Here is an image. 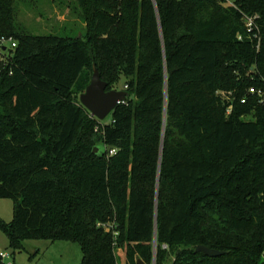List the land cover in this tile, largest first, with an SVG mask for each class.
<instances>
[{"label": "trees", "instance_id": "obj_1", "mask_svg": "<svg viewBox=\"0 0 264 264\" xmlns=\"http://www.w3.org/2000/svg\"><path fill=\"white\" fill-rule=\"evenodd\" d=\"M8 1L0 35L17 44L0 71V199L15 209L0 230L10 249L48 240L78 244L82 264H121V249L124 264H264V0L239 11L72 0L84 4L77 38L19 35ZM243 15L259 17V52ZM94 64L108 91L128 87L104 122L80 101Z\"/></svg>", "mask_w": 264, "mask_h": 264}, {"label": "rangeland", "instance_id": "obj_2", "mask_svg": "<svg viewBox=\"0 0 264 264\" xmlns=\"http://www.w3.org/2000/svg\"><path fill=\"white\" fill-rule=\"evenodd\" d=\"M6 7L11 12L5 19L13 21L19 35L44 37L58 35L77 38L87 34L84 20V4L72 0H10ZM0 35V71L10 60V38ZM2 37V38H1ZM4 42V43H3ZM17 44L16 40H13ZM15 204L9 199H0V217L10 225L14 218ZM22 251L9 247L7 235L0 230V253L9 255L3 264H82L83 253L78 244L48 240H26ZM121 264L125 263V251L116 252Z\"/></svg>", "mask_w": 264, "mask_h": 264}, {"label": "water", "instance_id": "obj_3", "mask_svg": "<svg viewBox=\"0 0 264 264\" xmlns=\"http://www.w3.org/2000/svg\"><path fill=\"white\" fill-rule=\"evenodd\" d=\"M128 97L129 94L125 90L108 91V84L102 80L101 74L94 64L92 80L85 93L80 96V101L93 118L104 122L115 112L120 104L127 100ZM99 151V147L94 149V153H99ZM196 253H202L212 259L225 255V252L213 250L205 246L197 247ZM138 264L145 263L139 260Z\"/></svg>", "mask_w": 264, "mask_h": 264}, {"label": "built area", "instance_id": "obj_4", "mask_svg": "<svg viewBox=\"0 0 264 264\" xmlns=\"http://www.w3.org/2000/svg\"><path fill=\"white\" fill-rule=\"evenodd\" d=\"M225 7L229 8V9H233V10H240L239 7V1L240 0H219ZM258 19L259 17L256 16H247V15H243V22H244V26L246 31L249 34V39L251 41H256V49L259 52L260 50V46H261V41H262V33H261V28L258 24ZM238 39L240 41L243 40L242 36H239ZM9 42H11L12 47H15L16 45L13 43L12 39L8 40ZM4 43V42H3ZM128 87L125 86L124 90H126ZM249 93L251 95H259L262 96V92L261 91H257L255 90V88H251ZM125 102H123L122 104H124ZM242 103H246V100H242ZM231 111V108L229 109V112ZM116 153V150H111L110 151V155H114ZM0 258L2 259V261L7 260L9 258V255H6L4 253H0ZM263 263H264V257H263ZM155 264V263H154Z\"/></svg>", "mask_w": 264, "mask_h": 264}]
</instances>
